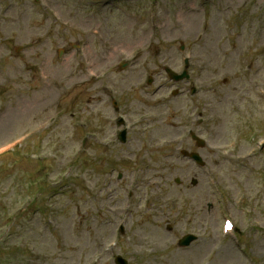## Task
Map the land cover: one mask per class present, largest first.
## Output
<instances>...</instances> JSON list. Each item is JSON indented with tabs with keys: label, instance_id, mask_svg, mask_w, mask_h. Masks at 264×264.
Masks as SVG:
<instances>
[{
	"label": "rangeland",
	"instance_id": "1",
	"mask_svg": "<svg viewBox=\"0 0 264 264\" xmlns=\"http://www.w3.org/2000/svg\"><path fill=\"white\" fill-rule=\"evenodd\" d=\"M181 42L191 78L173 97L163 66H181ZM114 99L131 126L122 145ZM144 113L154 115L140 123ZM199 114L208 118L197 126ZM191 123L209 136L200 152L221 173L226 200L181 156L192 140L172 143ZM248 125L264 134V0H0V146L22 134L23 149L46 158L15 156L19 183L0 171V264H114L117 254L129 264H264V152L230 167L215 147ZM95 126L114 141L87 137ZM45 172L53 183L27 205V181ZM220 207L237 218L248 254L220 237ZM187 231L200 240L183 255L172 242Z\"/></svg>",
	"mask_w": 264,
	"mask_h": 264
}]
</instances>
